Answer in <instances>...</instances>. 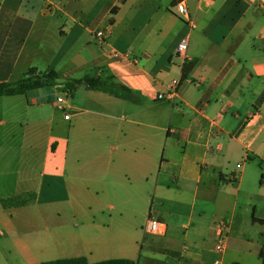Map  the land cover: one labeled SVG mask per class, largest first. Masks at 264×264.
I'll use <instances>...</instances> for the list:
<instances>
[{
    "label": "crops",
    "instance_id": "1",
    "mask_svg": "<svg viewBox=\"0 0 264 264\" xmlns=\"http://www.w3.org/2000/svg\"><path fill=\"white\" fill-rule=\"evenodd\" d=\"M33 68L60 84L0 97V264H264V6L0 0V84Z\"/></svg>",
    "mask_w": 264,
    "mask_h": 264
},
{
    "label": "trees",
    "instance_id": "2",
    "mask_svg": "<svg viewBox=\"0 0 264 264\" xmlns=\"http://www.w3.org/2000/svg\"><path fill=\"white\" fill-rule=\"evenodd\" d=\"M127 0H122L126 2ZM118 9L113 10V14L116 13ZM60 84V78L56 71L51 70L49 72L41 73L37 69L33 68L28 71L26 76L14 83H1L0 84V97L2 96H13L26 94L33 90H38L46 87H53ZM66 87L70 90L78 89L81 86H85L87 89L101 91L109 93L119 98L127 99L129 97L130 91L124 86L115 84L113 82L103 81L99 77L87 76L82 79H72L65 83ZM261 183H264V175L262 176ZM35 199V194H24L15 198L2 200V205L5 208L10 207H22ZM43 264H90L86 258H75V259H65L57 260L51 262H45ZM95 264H134L130 260H108L102 261Z\"/></svg>",
    "mask_w": 264,
    "mask_h": 264
},
{
    "label": "built area",
    "instance_id": "3",
    "mask_svg": "<svg viewBox=\"0 0 264 264\" xmlns=\"http://www.w3.org/2000/svg\"><path fill=\"white\" fill-rule=\"evenodd\" d=\"M256 1H258L260 3V5L264 6V0H256ZM175 8H176V14L178 16L187 17L188 10H187V8L183 2H179L175 6ZM96 35H97V37H100V38L105 37V34L103 31L97 32ZM188 45H189V37L183 38L176 47V54L178 56H185L187 53V50H188ZM158 97H159V99H162L165 96L159 95ZM57 102L59 105H62L64 103V99L59 98ZM66 118H69V116H66ZM161 227H162V223L160 221H158L157 219H151L145 228V232L148 235H156L161 230ZM219 229H220V233H219L218 238H217L216 251L218 252V254L223 255V253L225 252V249H226V245H225L226 234L224 233V231L227 229V222L221 221L219 223ZM216 264H221V261L217 260Z\"/></svg>",
    "mask_w": 264,
    "mask_h": 264
}]
</instances>
